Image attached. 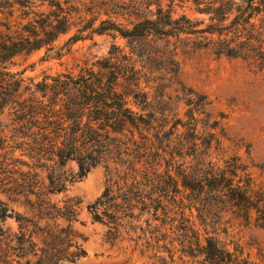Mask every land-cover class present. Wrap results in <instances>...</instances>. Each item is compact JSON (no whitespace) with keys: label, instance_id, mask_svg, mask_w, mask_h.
Masks as SVG:
<instances>
[{"label":"trees","instance_id":"obj_1","mask_svg":"<svg viewBox=\"0 0 264 264\" xmlns=\"http://www.w3.org/2000/svg\"><path fill=\"white\" fill-rule=\"evenodd\" d=\"M191 2L204 18L173 17L156 0L133 2L129 27L110 22L91 30L114 32L126 51L111 43L104 56L33 81L12 69L15 58L51 50L77 7L69 0H0V194L22 197L38 218L74 220L76 201L58 207L48 196L110 163L105 187L86 206L90 219L109 235L123 231L148 264L248 263L220 234L231 218L264 228V162L216 158L218 139L196 129L198 108L174 117L153 108L143 88L152 86L146 62L171 60L174 75L178 48L238 58L264 75V0ZM114 6L105 10L114 13ZM85 28L68 39H80ZM186 94L191 104L194 93ZM5 218L18 230L3 236L0 228V264H63L85 255L69 224L36 227L0 199V222Z\"/></svg>","mask_w":264,"mask_h":264},{"label":"rangeland","instance_id":"obj_2","mask_svg":"<svg viewBox=\"0 0 264 264\" xmlns=\"http://www.w3.org/2000/svg\"><path fill=\"white\" fill-rule=\"evenodd\" d=\"M137 1L140 0H69L70 4L77 7L76 12H71L69 30L58 36L51 50L40 48L16 57V64L12 69L21 70L24 77L38 81L43 74L73 69L83 61L106 55L111 43L126 51L124 39L114 32L91 30L107 27L110 22L129 27V22L136 19L129 9ZM156 1L162 7L169 8L173 17L185 14L192 19L204 18L193 10L191 0ZM108 2L109 7L116 5L114 13L105 10L109 7L106 8L104 3ZM153 7L152 3L150 8ZM104 19L108 22L100 23ZM80 25H86L87 28L79 33L80 39L71 42L68 38L77 33L76 29ZM57 51L60 53L59 57L55 56ZM175 52L172 58L176 64L174 75H171L174 69L171 60L151 59L146 62L149 85L152 86L144 87L143 90L147 92L149 104L164 112L174 111V117L182 119L187 117L183 113L188 108H198L199 112L193 110V115L197 118L196 129L198 133H212L218 139V146L211 147L216 158L224 159L235 154L241 159L250 158L256 163L264 162V75L241 59L215 56L206 49L178 48ZM190 90L194 93L188 95L192 97V103L185 104L186 93ZM70 165L68 163L66 167ZM110 167L111 164L108 163V168ZM108 168L97 164L89 168L81 178L66 183L64 190L48 196L58 207L63 206L67 199L76 201L74 220L38 218L36 212L23 202L22 197L7 199L0 194V199L10 211L29 219L36 227L55 223L60 226L69 224L79 235L75 240L83 248L85 255L74 262L63 264H148L137 251H131V242L126 239L127 235L123 231L109 235L105 224L92 222L90 219L86 206L105 187ZM253 173L257 175L258 170H253ZM260 177H264V171ZM0 228L4 231L3 236L18 230L17 222L13 218H5L0 222ZM27 228L32 227L28 225ZM220 237L237 243L247 256V264H264V228L252 224L244 225L231 218L227 234H220Z\"/></svg>","mask_w":264,"mask_h":264}]
</instances>
